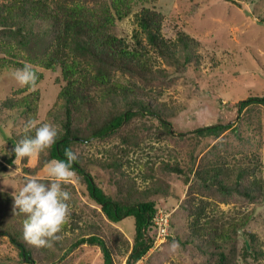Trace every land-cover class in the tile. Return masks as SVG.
I'll list each match as a JSON object with an SVG mask.
<instances>
[{
  "label": "trees",
  "instance_id": "16d2710c",
  "mask_svg": "<svg viewBox=\"0 0 264 264\" xmlns=\"http://www.w3.org/2000/svg\"><path fill=\"white\" fill-rule=\"evenodd\" d=\"M146 1L0 2V79L12 75L26 62L32 64L37 74L34 87L22 85L0 98L1 111H11L14 123L16 114L21 118L18 129H5L7 138L0 143V174H9L12 166L23 164L24 169L31 163L34 165L32 173L45 176L47 181L44 164L54 158L67 159L65 149L71 148L78 157L72 164L76 172L73 179L78 180L82 192L111 223L103 225L73 211L56 234L58 239L53 246H36L23 237L25 214L13 210L14 193L0 189V240L8 236L23 262L62 264L73 250L88 244L100 247L101 264H138L155 245L159 230L157 217L161 212L156 194L166 196L167 189L155 180L151 185L138 187V175L133 173L132 167L137 165L133 155L141 147V136L136 130L125 132L124 129L140 120L137 125L152 127L150 135L158 138L182 136L183 132L174 127L171 119L178 113V104L158 96L164 94V89L157 81L187 73L196 89L199 75L194 70L200 69L203 54L198 52L199 40L186 31H180L175 39L167 38L163 33L167 14L143 5ZM137 5H140L138 10ZM133 12L137 28L132 37L121 35L116 29L118 21ZM260 18L264 21V16L260 15ZM151 49L171 63L173 71L157 64L156 57L150 54ZM46 70L52 73L53 83L58 88L57 99L47 117L42 114V88L36 87L48 78ZM238 106L239 112L246 111L252 116L255 110L264 109V95L250 94L239 100ZM42 123L58 127L55 143L37 158L25 157L16 163L14 152L11 155L9 150L20 139L34 135L35 127ZM239 128L236 123L219 120L193 132L202 142L208 137L219 138L229 129L241 134ZM113 135H119L122 141L105 149L108 155L104 159L91 158L82 150L86 144L103 142ZM195 146L187 165L180 159L166 161L165 165L166 169L180 173L190 184L181 201L190 220V232L183 241L199 240V247L215 256L211 264H242L238 260L255 264L264 256V248L258 244V234L247 228L254 211L222 219L218 216L215 198L228 201L238 195L252 201L264 200L260 153L253 151L232 159L229 153L221 154L223 147L217 145L214 150L207 149L199 159ZM94 161L108 170L115 187H108L91 167ZM142 165L150 167L149 162H142ZM170 194L177 199L182 197L177 191ZM126 217L133 219L132 233L120 227ZM68 230L72 233H66ZM240 232L244 235L240 244L244 256L235 260L227 247L236 239L239 241ZM238 247L236 244L230 249L237 255ZM124 258L125 263L122 262Z\"/></svg>",
  "mask_w": 264,
  "mask_h": 264
},
{
  "label": "rangeland",
  "instance_id": "374dc122",
  "mask_svg": "<svg viewBox=\"0 0 264 264\" xmlns=\"http://www.w3.org/2000/svg\"><path fill=\"white\" fill-rule=\"evenodd\" d=\"M3 1L7 0H0ZM61 1L78 0H52ZM142 4L160 9L167 14L168 19L163 27V33L167 38L175 39L180 31H186L197 38L200 42L198 52L203 54V58L199 64L200 69L194 70L199 75L196 89L188 80L187 73H180V76L167 81H157L159 87L164 89L162 92L164 94L158 96L164 101H174L178 104V113L171 119L174 127L183 132L182 136L158 138L154 134L150 135L152 127L137 125L140 120L133 121L124 129L125 132L136 130L141 136V139L139 138L141 147L137 148L133 155L137 165L132 167L133 173L138 175V187L151 185L155 180L167 189L166 196L161 193L156 196L160 199V211L169 215V235L164 241L157 239L155 245L138 264H211L215 256L202 250L198 245L199 240L196 242L190 240L188 243L183 241L189 235L190 220L188 210L181 201L185 199L190 184L186 183L180 173L166 169L165 165L166 161L174 162L175 159H180L183 165L190 163L194 145L199 159L207 149L214 150L218 145L223 147L220 153H229L232 159L258 151L263 160L264 174V109L259 108L250 116L251 114L246 111L239 112V106L237 107L238 101L250 94L264 95V21L260 18V15L264 16V0H147ZM138 9L140 5L136 6V10ZM136 28L134 12L124 20L118 21L116 26L117 31L127 37H132ZM150 54L156 57L157 64L165 66L170 72L173 71L172 64L158 56L152 49ZM45 73L48 78L36 87L42 88V114L47 117L48 111L57 99L58 88L53 83L52 73L48 70ZM20 86L22 85L13 74L4 76L0 79V98ZM12 115L11 111L6 113L0 110V143L7 138L5 129L12 127L18 129L17 126L21 125L19 114L15 116L16 123L13 122ZM219 120L240 125L241 134L229 129L219 138L208 137L200 142L193 130ZM121 141L119 135H113L103 142L86 144L82 150L91 158L104 159L108 155L104 150L120 144ZM203 147H206L204 151L201 150ZM136 159L141 161L138 162ZM142 162H149L150 167L145 168ZM91 167L101 175V179L108 187H115L110 181L107 169L95 161L91 163ZM11 169L9 174H0V189L12 193L18 192L29 176L45 178L43 175L32 173L34 165L31 163H27L24 169L23 164L12 166ZM71 181L64 185L71 193L68 216L71 212L77 211L84 218L92 221L96 219L103 225H111L108 219L100 215V208L82 192L78 180ZM171 191H177L182 197L180 199L172 197ZM215 199L219 206L218 216L222 219L253 210L254 215L247 228L258 234V244L264 248V200L252 201L238 195H233L228 201ZM122 222L120 227L127 233L134 231L131 217L124 218ZM66 233L72 232L68 230ZM237 237L240 238L239 241L236 239L235 243L227 247V251L231 252L235 260L244 256L240 249L244 235L240 232ZM173 242H178V247L174 248ZM236 244L239 245L237 255L230 249ZM8 256L14 259H6ZM19 258L18 250L9 242L8 236H4L0 240V264H29ZM102 260L100 247L83 244L73 250L62 264H101ZM238 261L245 264L241 260ZM122 262L125 263V258ZM255 264H264V256Z\"/></svg>",
  "mask_w": 264,
  "mask_h": 264
},
{
  "label": "clouds",
  "instance_id": "9594fccd",
  "mask_svg": "<svg viewBox=\"0 0 264 264\" xmlns=\"http://www.w3.org/2000/svg\"><path fill=\"white\" fill-rule=\"evenodd\" d=\"M13 75L21 85L34 87L37 74L31 63L26 62L22 68L14 70ZM58 127L50 123H42L35 127V134L25 136L14 144L9 152H14L16 163L25 157L37 158L41 152L49 148L56 141ZM67 159H51L44 164L47 181L38 176L25 179L18 192L13 194L14 211L25 214L23 222L24 239L36 246H53L58 239L56 235L69 215L71 193L64 187L76 176L72 167L77 160V154L71 149H65ZM174 248L178 242H173Z\"/></svg>",
  "mask_w": 264,
  "mask_h": 264
},
{
  "label": "built area",
  "instance_id": "2783aa9c",
  "mask_svg": "<svg viewBox=\"0 0 264 264\" xmlns=\"http://www.w3.org/2000/svg\"><path fill=\"white\" fill-rule=\"evenodd\" d=\"M157 224L159 225L157 239L164 241L167 238V235L169 234V215L160 212L157 217Z\"/></svg>",
  "mask_w": 264,
  "mask_h": 264
}]
</instances>
